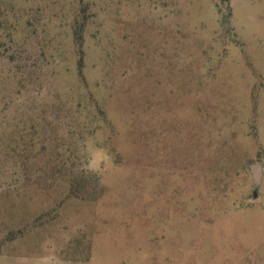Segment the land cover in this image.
Wrapping results in <instances>:
<instances>
[{
  "label": "rangeland",
  "instance_id": "374dc122",
  "mask_svg": "<svg viewBox=\"0 0 264 264\" xmlns=\"http://www.w3.org/2000/svg\"><path fill=\"white\" fill-rule=\"evenodd\" d=\"M53 247L264 264V0H0V264Z\"/></svg>",
  "mask_w": 264,
  "mask_h": 264
},
{
  "label": "clouds",
  "instance_id": "9594fccd",
  "mask_svg": "<svg viewBox=\"0 0 264 264\" xmlns=\"http://www.w3.org/2000/svg\"><path fill=\"white\" fill-rule=\"evenodd\" d=\"M87 160L81 165L82 169L87 172L102 173L111 163V157L107 152L101 148L94 146H88L87 149ZM57 250L53 247L46 249V253L40 256L36 264H62L60 258L56 254ZM21 264H32L27 257H22Z\"/></svg>",
  "mask_w": 264,
  "mask_h": 264
},
{
  "label": "water",
  "instance_id": "95a60500",
  "mask_svg": "<svg viewBox=\"0 0 264 264\" xmlns=\"http://www.w3.org/2000/svg\"><path fill=\"white\" fill-rule=\"evenodd\" d=\"M251 169L255 174L256 190H259V187L261 185V166L251 165Z\"/></svg>",
  "mask_w": 264,
  "mask_h": 264
},
{
  "label": "trees",
  "instance_id": "16d2710c",
  "mask_svg": "<svg viewBox=\"0 0 264 264\" xmlns=\"http://www.w3.org/2000/svg\"><path fill=\"white\" fill-rule=\"evenodd\" d=\"M222 4H228L231 0H220ZM77 33V39H78V44L79 46L81 47L82 45V34L80 32V29L76 31ZM82 52V49L80 50ZM82 62H83V58L81 57L80 59V66L82 65Z\"/></svg>",
  "mask_w": 264,
  "mask_h": 264
}]
</instances>
